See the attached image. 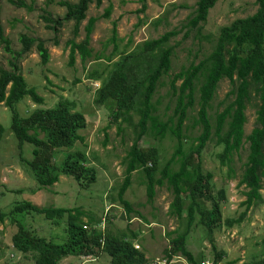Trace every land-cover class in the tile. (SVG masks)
<instances>
[{
	"label": "trees",
	"instance_id": "trees-1",
	"mask_svg": "<svg viewBox=\"0 0 264 264\" xmlns=\"http://www.w3.org/2000/svg\"><path fill=\"white\" fill-rule=\"evenodd\" d=\"M103 1L79 0L78 3H72L64 0L58 3L67 11L63 21L53 20L48 15L42 16L47 28L53 30L63 22H75L74 38L68 42V45H71V64H74L77 55L83 63L93 58L91 36L100 19L111 17L113 3H109L102 16L89 19L82 42H76V37L80 33L81 23L86 19L89 6L95 3L99 8ZM139 1L142 8L138 12L141 13L146 9L148 0ZM218 1L220 0H197L196 8L184 25L192 30L196 29V38L199 39L210 10ZM255 2L258 9L253 15L238 18L220 29L211 52L205 59L197 64L182 66L179 70L173 68L175 46L170 43L181 30H171L157 39L145 40L128 51L127 47L119 50L114 24L110 41L114 44L113 55L118 59L110 68L106 67L107 76L103 77L99 71L89 75L93 80H100L101 87L92 96L93 100L87 103L84 112L73 111L75 104L68 99H61L53 108H36L29 116L21 113L20 105L28 99L38 106H43L45 98L37 93L36 85L29 86L24 75L19 72L17 57L21 58L33 46H37L42 62L46 63L50 58V52L45 48L44 41L27 35L20 38L23 49L20 52L13 51L10 40L0 26V47L3 46L16 60L11 61L14 70L0 68V106L4 104L11 113V125L8 129L15 140L17 156L30 171L32 180L40 188H45L59 182L60 175H65L72 176L80 188L93 187L99 181L98 171L91 165L89 157L84 152L68 154L59 165L55 163V155L64 148H72L77 141L85 142V132L88 128L85 113L91 114L99 108H107L114 110L109 115L111 122L121 120L128 124V129H132L131 133H127L119 126V133L127 137L123 139L126 147L124 165L127 171L132 173L146 165L148 159L157 160L160 165L165 166V176L155 180L151 177L153 183L149 191L152 192L155 183L173 188L181 183L184 198L173 207L170 215L176 217L179 223L186 227L185 235L192 228L202 225L204 231L211 237V243L214 242L212 237L214 228L222 226L223 223L219 203L226 198V190L222 188L214 191L211 184L213 174L205 173L203 169V153L208 143L215 139L216 144L223 147L217 158L221 165L229 167L228 174L231 176L235 173L232 166L233 157L247 142L249 145L247 160L239 181L240 186L248 189L243 192L247 199L241 203L245 211L226 220L229 227L240 223L248 210L264 202L261 193V190H264V0ZM12 3L20 8H29L23 0ZM159 22L160 20L156 21ZM188 35L189 33H186L185 38ZM175 44L177 46L180 42ZM96 56L100 58V55ZM101 56L110 60V57L104 54ZM170 72L174 74L168 82L169 88L163 96L156 97L159 88L167 84L163 78ZM224 80L229 81L231 88L223 102H220L223 109L217 108L214 111L213 101L220 83ZM77 82L79 80L75 79L74 83ZM178 82L181 83L178 85ZM197 95L199 110L197 115L193 116L192 113L196 112ZM165 97L169 100L165 103L166 111L162 112L160 105ZM253 99L259 100L260 104H257L255 127L246 134L245 125L248 121L246 111ZM172 103L175 106L173 113L170 110ZM189 117L193 122L186 125ZM197 126L200 127L197 132L185 133ZM108 127L106 126L103 131L106 132ZM8 129L0 123V143L8 134ZM41 133L45 134L44 138H39ZM146 138L155 141L153 146L143 149L140 143ZM168 138L174 141L175 145L170 146L173 153L166 166L160 153L164 152V142ZM102 144L103 147L109 145L107 133ZM27 145L31 148L25 149ZM90 157L101 162L96 152H92ZM183 159L187 160L182 161ZM125 175L128 174L125 172ZM165 179L167 181H164ZM131 183L130 176H126L119 188L121 193L130 188ZM93 191L94 188L91 192ZM109 200L112 202L116 199L110 196ZM9 208L10 210L5 212V209L0 207V223L10 220V226L17 229L12 237L14 249L34 253L36 264H57L68 254L88 256L98 255L99 252H105L106 259L111 261V264H149L152 261L144 252L129 246L124 247L127 234L109 236L105 241H102L103 232L98 229L88 234L86 229L94 219L91 216L92 210H85L84 205L75 208H55L41 207L24 201L10 204ZM33 213L44 215L62 227L64 233L68 234V242L64 245L48 243L45 237L37 234V230L27 221ZM135 214L138 215L139 212L136 211ZM85 215L89 217L90 222L83 220ZM104 216L109 218L108 213ZM173 233H169L168 237H172ZM169 244L171 249L176 248L177 238H171ZM216 250L217 248H214V251ZM189 261L196 263L193 259ZM253 264H264V259Z\"/></svg>",
	"mask_w": 264,
	"mask_h": 264
},
{
	"label": "rangeland",
	"instance_id": "rangeland-1",
	"mask_svg": "<svg viewBox=\"0 0 264 264\" xmlns=\"http://www.w3.org/2000/svg\"><path fill=\"white\" fill-rule=\"evenodd\" d=\"M12 1L0 0V26L4 30L5 36L11 42V49L20 52L23 44L20 42L22 35L44 41L45 48L50 52L49 60L42 62L37 46L24 54L21 58L17 57L19 72L24 75L29 86L36 85L37 93L45 98V104L39 108H53L61 99H68L75 104L73 111H85V106L93 100L96 90L101 87L100 80L89 78L95 71H99L103 77L107 76L106 67L117 61L118 57L114 54V44L110 41L113 36L114 24L117 30V43L119 50L127 47L131 51L138 43L145 40L157 39L164 33L173 29L181 30L180 34L171 40V45L175 46L173 56V68L179 70L182 66H188L190 63H199L205 59L211 52L215 40L218 37L220 29L238 18H246L253 15L258 5L256 0H220L216 6L210 10L207 22L205 23L199 39L196 38V29L184 27L188 22L189 16L196 8L197 0H148L146 9L139 13L142 4L139 0H104L101 7L91 4L87 12L86 19L80 25V33L76 37V42H82L85 39V27L91 17L102 16L109 3H113L114 9L109 19L102 18L96 25L94 33L91 36V45L93 48V58L87 59L83 63L80 56L77 55L74 64H71L70 52L71 45L68 42L74 38V21L63 22L57 26L56 30L47 28L42 16L48 15L53 20H62L65 17L66 9L58 3L64 0H23L31 8H20L15 6ZM72 3H78L79 0H66ZM160 20L159 23H156ZM54 25V24H53ZM189 33L185 38V34ZM185 38V40H184ZM131 40V42H130ZM55 42H58L56 44ZM180 42L176 46L175 43ZM200 50V51H199ZM101 54L110 57V60ZM96 55H100V58ZM11 61H16L13 56L0 47V68L14 70ZM174 73L170 72L163 78L167 82L161 86L156 97L163 96L169 88L168 82ZM75 79L79 82L74 83ZM181 82H178L179 85ZM231 85L228 80L220 83L219 89L213 101L214 111L220 107V102L224 100L226 94L230 91ZM169 100L165 97L160 105L162 112L166 111L165 103ZM199 96L197 95L196 112L197 115ZM257 104L259 100L253 99L248 105L246 111L247 124L245 125L246 134H249L255 127ZM20 111L23 115L29 116L35 109L31 100H27L20 105ZM175 106L172 103L171 109L174 112ZM114 110L99 108L94 113H85L88 128L85 132L86 140L84 143H78L79 150H82L90 159L92 166L98 171L99 181L93 187H79L72 177L60 175V182L56 183L50 191L47 187L40 188L27 169L26 165L19 160L16 151L15 140L11 131L8 129L11 125V113L8 108L2 104L0 106V123L8 131L7 135L0 143V207L9 211V205L30 200L38 206L57 208H75L81 205L85 210H92L94 219L87 227L88 234L93 233L95 229L101 230L104 234L102 241L109 236H118L122 234L129 235L132 232L137 234V244L146 253L152 261L156 258L157 263H162L165 257L164 250L169 246L170 239L168 234L174 230L182 232V226L176 217L169 215L170 204L173 200L172 194L167 190L166 185L157 187V196L153 202H149V196L146 192V186L140 184L139 173H135L132 178L130 188L120 194L123 201L110 202L109 197L118 198L119 188L123 185L125 167L121 166L125 156V145L123 144L124 134L119 133V126L131 133L128 124L118 120L112 121L109 116ZM213 113V112H212ZM138 119V117H137ZM136 120V118H135ZM193 119L189 117L186 125H191ZM109 126L107 131L103 129ZM200 129L197 126L192 131L197 132ZM106 133L109 137V145L103 147ZM41 133L39 138H44ZM154 139H144L140 147L148 149L153 146ZM170 139L164 142V155L168 159L172 153L169 146ZM132 146V141L130 142ZM31 148L29 145L25 149ZM221 146L216 144L215 139L209 142L203 153V169L205 173H212L211 184L214 191L224 188L226 198L221 200L219 205L222 211V218L229 216L236 217L242 213L245 208L241 206L247 197L243 194L248 191L245 186H240L239 181L243 175L245 162L247 160L249 145L245 142L243 149L233 157L232 166L235 173L229 176L227 165H221L217 154L222 151ZM68 151L56 154L55 163L59 165L60 161ZM92 152H96L101 162H97L90 157ZM28 156V152L25 151ZM32 159L30 156H28ZM264 184V183H263ZM92 188L94 191L91 192ZM13 190H22L21 192ZM36 195L33 197L32 194ZM264 195V190H261ZM88 196V197H87ZM106 207V209H105ZM107 209L109 211L107 212ZM131 209V212H127ZM138 211L140 215L135 214ZM108 213L109 218L104 214ZM249 227L243 221L233 227L227 226V221L223 220L225 225L219 227L214 233L215 248L226 252L222 264H247L259 261L263 252L264 244V212L263 208L252 209L248 212ZM85 222H90L87 215L83 216ZM100 220L101 222H98ZM10 220L0 223V264H36V255L34 253H24L14 249L12 237L17 229L10 226ZM37 233L47 235L48 233L57 234L62 237L60 228L51 232L54 226L45 218L39 215H32L27 220ZM204 227L196 226L192 228L188 240V249L199 258L201 255L211 264L213 258V244L210 239L200 232ZM205 232V231H204ZM52 236V235H50ZM174 237V236H173ZM62 237L57 243H64ZM146 246V248L144 247ZM105 252H99L96 257H84L68 254L62 257L57 264H111L105 256ZM177 264H188L187 260L177 257ZM233 262V263H232Z\"/></svg>",
	"mask_w": 264,
	"mask_h": 264
},
{
	"label": "clouds",
	"instance_id": "clouds-1",
	"mask_svg": "<svg viewBox=\"0 0 264 264\" xmlns=\"http://www.w3.org/2000/svg\"><path fill=\"white\" fill-rule=\"evenodd\" d=\"M173 30H178V29H173ZM165 34V33H164ZM91 79V78H90ZM36 108H39L38 105L34 104ZM78 143H83L81 141H77L74 146L70 149H67V148H64L62 149L61 151H57L56 154H59L61 152H65V151H68L64 157V160L66 158V156L70 153H75V152H83L82 150H79L77 144ZM175 145V142L174 141H169V146H174ZM85 153V152H84ZM173 153V152H172ZM172 153L170 155V157L168 159H166L164 153H160L161 154V157H163V163L166 164V166L168 165L169 161L171 160V156H172ZM86 154V153H85ZM56 156V155H55ZM123 159V163L121 164V166H124L125 167V172L130 176L131 180L133 178V175H135V173H139V178L138 180L140 181V184H144L146 186V192L148 193V196H149V202H153V199L156 198L157 196V187H163V186H159L157 183L154 184V188L152 190V192L149 191V187L152 185L153 181L151 180V177L154 178V180L157 178V179H160L162 176H165L166 175V167L165 166H162L160 165L157 160L154 161V160H151V159H148V162L146 165L144 166H141L139 167L138 169H136L135 171H133L132 173L128 172L127 171V167L126 165H124V157L122 158ZM184 160H187V159H183L182 161ZM62 161H60L61 163ZM59 163V164H60ZM192 167V166H191ZM175 170H178L177 167H174ZM125 175V173H124ZM128 175H125L124 177V180L126 178V176ZM69 178L72 177V176H68ZM73 178V177H72ZM164 181H167V179H165ZM60 182V181H59ZM59 182H56V183H59ZM52 185V186H48L47 188L52 191V187L55 186V184ZM167 187V185H166ZM167 190L172 194V197H173V200L170 204V212L172 211L173 207L177 204H179L183 198H184V195H183V186L182 184L180 183L178 185V187L176 188H173V187H167ZM17 191H22V190H17ZM31 193V192H30ZM32 196L34 197L36 195L31 193ZM118 198H116L115 201L117 202H120V201H123L121 200V197H120V194H121V191L119 190L118 191ZM263 195V194H262ZM263 198V201H264V195L262 196ZM25 201H31L30 200H25ZM24 202V201H23ZM21 203V202H20ZM33 203V202H32ZM35 204V203H34ZM36 205V204H35ZM262 207L263 208V212H264V202L256 205L254 208H251L249 211H251L252 209H256V208H259V207ZM49 207H54V206H49ZM57 208V207H55ZM106 209V207H105ZM109 211V209H107V212ZM245 211V210H244ZM243 211V212H244ZM127 212H131V209L127 210ZM170 212H169V215H170ZM222 212V211H221ZM248 212L247 214L245 215L244 219L240 222L242 223L243 221H245V224L249 227V224H250V221L248 220L249 219V216H248ZM33 215H39V217H42V218H45V220L49 223H52L54 226H52L51 228V232H53L56 228H60L61 229V233L60 234H64L62 237L65 238V241L64 243L62 244H59L57 243L58 240H60L62 237H58L57 234H51V233H48L47 235H42V234H39L41 237H45L46 238V241L48 243H54V244H57V245H64L68 242V234H65L64 231H63V228L60 227V226H57L52 220H49L47 219L44 215H40V214H36V213H33ZM140 215V213L138 214ZM172 216V215H171ZM233 216H229L225 219L222 218V220H228L229 218H232ZM101 222V221H100ZM238 223V224H240ZM222 225H225L224 222L222 223ZM237 225V224H235ZM221 227V226H220ZM185 230H186V227H184L183 231L182 232H176V230L172 231L174 232L173 235H172V238H177V241H178V244H177V247L176 248H170V244L167 248H165L164 250V255L165 257L162 258V262H164L165 264H177L175 262L176 258L177 257H182L184 259L187 260L188 264H210L209 261L206 260V258L204 256H200L199 258H197L189 249H188V240H189V237L191 235V232H192V229L190 230V232L188 234L185 235ZM216 230H219V227L218 228H214V232L212 234V237L214 239V233ZM101 231V230H100ZM170 232V233H172ZM200 232L202 234H204L206 237H208L211 241V237L208 235V233L204 232L202 229L200 230ZM52 235V236H50ZM174 236V237H173ZM137 234L136 232H132L130 233L126 239H125V245L124 247H132L134 248L135 250L137 251H141V252H144L143 249H141V246H139V244L135 243L137 242ZM13 241V240H12ZM213 244V258L211 259V264H222L224 261V256L226 254V252L224 250H216L214 251V248H215V241L212 243ZM146 248V246H144ZM145 253V252H144ZM146 254V253H145ZM76 256V255H75ZM78 256H82V255H78ZM96 257L97 255H88V256H84V257ZM147 258H149L147 255H146ZM152 259V258H151ZM193 259L194 261L196 260V263H191L189 260ZM264 259V244H263V252H262V256H261V259L259 261H256V262H260ZM233 263V262H232ZM254 263V262H253ZM252 263V264H253ZM149 264H162L161 262L160 263H157L156 262V258L154 259V261H151ZM247 264H251V263H247Z\"/></svg>",
	"mask_w": 264,
	"mask_h": 264
}]
</instances>
